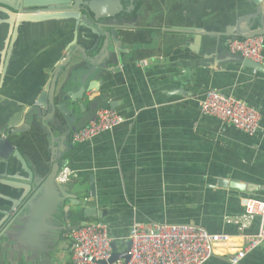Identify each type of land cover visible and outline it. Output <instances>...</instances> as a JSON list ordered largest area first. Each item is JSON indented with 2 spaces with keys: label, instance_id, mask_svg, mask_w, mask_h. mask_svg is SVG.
<instances>
[{
  "label": "crops",
  "instance_id": "obj_1",
  "mask_svg": "<svg viewBox=\"0 0 264 264\" xmlns=\"http://www.w3.org/2000/svg\"><path fill=\"white\" fill-rule=\"evenodd\" d=\"M122 3L123 12L134 7L129 13L132 28L144 38L157 35L168 42H161L148 57L119 61L113 71L101 77V91L111 92L109 101L116 103L115 109L125 118L122 124L86 142L73 143L72 132L65 134L66 143L60 137L55 140V157L58 151L68 149L66 167L74 172L75 183L82 179L74 190L86 187L88 203L115 210L105 220L113 237H126L136 221L195 224L239 238L256 234L260 217L256 216L243 234L233 221L245 214L248 200L264 201V131L251 136L204 114L201 108L210 90L234 95L260 110L264 128V59L260 63L263 70L256 71L226 43V34L234 31L239 19L254 12L250 0ZM173 27L200 29L206 35L164 31ZM57 30L59 33L46 38L38 37L33 49L21 51L8 68L0 70V127L5 116L2 109L12 107L7 102L24 107L34 104L76 47L72 28L58 25ZM30 39L26 37V45ZM192 46L205 50L194 55ZM175 48L184 51L174 52ZM204 53L212 66L185 74L179 62ZM58 118L57 126L66 128L63 116L58 114ZM11 138L28 163L45 177L54 156L48 134L31 129ZM91 179L95 196L90 192ZM223 179L246 188L221 187ZM67 238L56 255L57 264H71L67 253H62ZM230 259L231 254L215 255L204 264H232ZM239 264H264V245L249 252Z\"/></svg>",
  "mask_w": 264,
  "mask_h": 264
},
{
  "label": "water",
  "instance_id": "obj_2",
  "mask_svg": "<svg viewBox=\"0 0 264 264\" xmlns=\"http://www.w3.org/2000/svg\"><path fill=\"white\" fill-rule=\"evenodd\" d=\"M122 1L0 0V70L8 68L21 51L33 49L38 37L59 33L58 25L72 28L74 37L76 34V41L74 38L69 42L71 45L75 41L76 47L67 60L60 63L34 104L24 107L8 101L12 107L1 111L5 116L0 127V264H57L56 255L68 233L91 219L105 221L115 212L88 203L84 198L86 187L74 190L76 184L82 183L81 178L76 183L73 175L66 182L58 181L60 172L68 164L65 158L68 149L58 151L55 157L53 144L57 137L66 143L65 134L96 120L100 108H116V103L109 101L111 92L101 91L104 83L101 77L113 71L116 63L148 57V52L154 54L161 42H168L157 35L144 38L132 28L130 10L123 12ZM250 2L254 12L239 19L234 31L226 34L227 44L238 38L264 35V0ZM164 31L206 35L200 29L173 27ZM26 37L31 38L27 45ZM83 39L94 43L87 44ZM189 48L194 55L205 50L197 46ZM178 50L184 51L175 48L174 52ZM210 60L204 53L200 57L182 59L179 64L186 74L212 66ZM244 60L246 65L263 70L262 64L245 57ZM93 91L101 92L93 96ZM58 114L67 122L66 128L57 126ZM31 129L43 130L49 137L54 156L45 177L28 163L11 138ZM91 180L90 192L95 196V183ZM220 186L246 188L244 184L224 179ZM113 248L110 263L119 259L129 261L130 241L123 252L117 251L116 242Z\"/></svg>",
  "mask_w": 264,
  "mask_h": 264
},
{
  "label": "built area",
  "instance_id": "obj_3",
  "mask_svg": "<svg viewBox=\"0 0 264 264\" xmlns=\"http://www.w3.org/2000/svg\"><path fill=\"white\" fill-rule=\"evenodd\" d=\"M263 48L264 35L238 38L229 43L232 53L241 54L255 63H262ZM201 108L204 114L215 116L251 136L264 131L260 110L234 95L210 90ZM124 121L125 118L115 108H100L96 120L72 133V142L92 140ZM73 174L70 168L65 167L57 179L66 182ZM256 216L261 220L259 231L241 238L212 233L195 224L139 221L131 225L126 237H113L109 223L89 220L68 233L62 253L63 256L67 253L71 264H204L215 255L226 254H231L232 264H239L249 252L264 245V201L248 200L245 214L233 221L243 234ZM127 241L131 242L129 261L119 259L110 263L113 242H116L117 251L123 252Z\"/></svg>",
  "mask_w": 264,
  "mask_h": 264
},
{
  "label": "flooded vegetation",
  "instance_id": "obj_4",
  "mask_svg": "<svg viewBox=\"0 0 264 264\" xmlns=\"http://www.w3.org/2000/svg\"><path fill=\"white\" fill-rule=\"evenodd\" d=\"M123 8H124V5H123ZM133 8H134L133 6H130V7H126L125 10H126V11H127V10H130V13H131V11H132ZM99 48H100V47H99Z\"/></svg>",
  "mask_w": 264,
  "mask_h": 264
},
{
  "label": "trees",
  "instance_id": "obj_5",
  "mask_svg": "<svg viewBox=\"0 0 264 264\" xmlns=\"http://www.w3.org/2000/svg\"><path fill=\"white\" fill-rule=\"evenodd\" d=\"M80 1H82V0H80ZM92 221H94V219H91Z\"/></svg>",
  "mask_w": 264,
  "mask_h": 264
}]
</instances>
